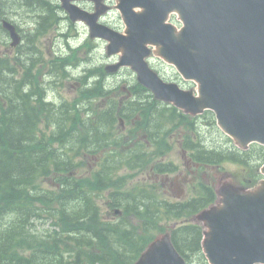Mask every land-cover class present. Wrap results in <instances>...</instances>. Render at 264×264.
<instances>
[{
  "label": "trees",
  "instance_id": "obj_1",
  "mask_svg": "<svg viewBox=\"0 0 264 264\" xmlns=\"http://www.w3.org/2000/svg\"><path fill=\"white\" fill-rule=\"evenodd\" d=\"M36 3L44 13L41 25L51 22L52 8L44 0ZM19 59H14L16 64ZM32 61L30 56L26 65L20 62L22 77L18 78L12 60L0 58V264H133L157 235L167 231L187 264L194 258L205 264L202 228L185 221L215 201L213 189L201 183L195 197L170 202L154 188L133 184L131 173L150 161L138 147L118 150L123 142L116 136V117L127 120L140 113L141 121L133 131L141 129L154 138L159 152L165 149V137L182 127V148L193 161L237 164L251 180L247 183L260 178L263 149L253 145L244 152L233 147L206 150L203 137L195 142L189 134H196L195 122L174 107L160 106L139 85L131 90L132 99L121 105L110 99L105 107L93 108L94 118L89 113L83 118L79 113L92 110L95 99L109 95L102 82L81 88L71 102L53 105L44 101L33 75L38 61ZM87 142L95 151L84 148ZM104 145H113L112 152L101 158L92 179L77 177L82 157L99 153ZM165 168L156 164L152 171H174L172 164ZM123 170L130 173L121 174ZM97 198L122 215L103 221ZM43 219H50L54 229L39 234L35 222Z\"/></svg>",
  "mask_w": 264,
  "mask_h": 264
},
{
  "label": "water",
  "instance_id": "obj_2",
  "mask_svg": "<svg viewBox=\"0 0 264 264\" xmlns=\"http://www.w3.org/2000/svg\"><path fill=\"white\" fill-rule=\"evenodd\" d=\"M61 1L72 21H85L91 37L109 42V55L121 52L113 70L131 67L155 98L186 113L210 109L240 148L252 142L264 146V0H118L124 35L96 23L101 11L89 15L72 6L73 0ZM174 12L183 24L179 31L167 23ZM3 25L17 44L14 28ZM148 45L183 79L196 83V96L148 68ZM218 195L220 203L197 217L206 229L202 250L209 264H264V180L254 191L224 185ZM135 264L184 261L164 236Z\"/></svg>",
  "mask_w": 264,
  "mask_h": 264
},
{
  "label": "rangeland",
  "instance_id": "obj_3",
  "mask_svg": "<svg viewBox=\"0 0 264 264\" xmlns=\"http://www.w3.org/2000/svg\"><path fill=\"white\" fill-rule=\"evenodd\" d=\"M50 4L54 7L55 13H57L58 18H60V24L56 27L49 28L45 33H43L40 36L30 37L28 35H24V42L20 48V50H25L28 46V40L27 38L31 39V42L33 43V46L37 49V51L40 52L42 61L44 62L45 66H38L41 70V74L39 76L40 80L48 84L46 86L48 96H50L52 99L57 101H64V100H72L75 98L77 94V84L73 80L75 77H78L79 75H83V71L86 69H93V67H100L102 66L103 69L106 66H110L119 60V56L114 57H108L106 55V42L102 40H91L88 37V28L85 24L81 22L71 23L67 18L66 13L61 9V4L59 0H48ZM0 5V11L6 13L5 18L8 20H11L14 22L17 26H20L23 29H29L28 23L32 21V17L35 15L34 10H30L26 7H34L33 3L30 1L29 3H26L25 1L22 2V5L24 7L19 6L17 0H8V1H2ZM81 9L86 10L88 12L94 11V3L90 1L85 2H77L76 3ZM106 5L110 7L109 11L101 16L100 22L107 25L108 27L122 33L124 30V25L121 21V18L118 14V12L115 10V0H109L108 2H105ZM31 16V17H30ZM170 22L176 26H179V22L176 20L175 16H172L170 18ZM26 31L24 32V34ZM64 34L66 35H73L77 34V37H79V40H69L68 45L69 47H78L81 46L82 43L85 41L91 43V50L90 52H87L83 48H79L76 52V56H78V63L80 64L79 68L70 69L68 70L70 73L69 77H56L55 83H54V77L47 74L48 62L50 60H53L56 57H64L65 55L69 54V50L66 46V40L63 37ZM76 37V38H77ZM90 40V41H88ZM9 39L7 38L6 34H0V57H3L8 54L15 53L17 50L11 51L8 46ZM26 56L30 57L31 54L27 53ZM149 66L151 69H153L157 75H159L160 78H162L164 81L169 83H175L179 86V88L186 90V91H192L195 90V85L190 82H186L182 80L178 74L175 72L173 68H171L169 65L165 64L162 60L159 58H156L155 56H150L148 59ZM136 83L135 75L134 73L129 69H123L119 72L113 73V74H107V81L105 83L107 90L110 91L111 97L117 96L118 100L121 99V101L124 99L127 100L128 93H126V89L132 87ZM129 92V91H128ZM100 101H97L98 104ZM95 103V104H96ZM104 103V101L102 102ZM162 106V105H160ZM214 117L209 118V115H206L203 119L200 120V124L203 125V131H201V135L204 139V147L206 150H211L212 147L215 148H222L225 146L226 140L223 138L224 135L218 130L216 125L214 124ZM178 132H174L171 136V142H172V149L164 156L162 157V160L165 161H172L174 164L179 166L180 174L171 176V182L176 181L178 183L179 187L176 188L174 185L171 186L172 190H168V195L172 199H176L175 197L179 196L180 199H186L194 194L193 189L191 187L185 186V192L182 195H177L180 192V188L184 187L182 184L184 182V176L189 175V172L193 170L194 167H186L184 158L181 155V152L179 150V147L176 144V141L180 140L179 129ZM14 132V131H13ZM139 140H143L141 137ZM91 162H89L88 166L91 167ZM236 165V164H233ZM231 164H225L224 169L227 172L220 171L218 172L217 169H211L208 168L205 170V174H203L207 179H210V183L214 186V188H217L220 184L223 183H232L234 185H237L236 180H240L241 174L237 172V168L233 167ZM87 167H82L79 170V174L83 175L86 174L88 171ZM238 166V165H237ZM123 171H121L122 174ZM229 175L231 178H228ZM143 180L149 181V174L146 173L145 175H142L141 177ZM167 192V190H166ZM44 229L49 228V223L43 224ZM39 231V229H38ZM191 264H200V261L198 258H194L193 262Z\"/></svg>",
  "mask_w": 264,
  "mask_h": 264
}]
</instances>
